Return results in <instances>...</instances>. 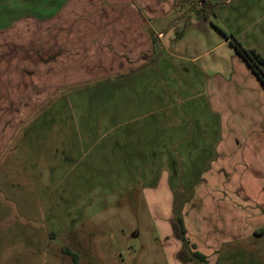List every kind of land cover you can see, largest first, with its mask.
I'll return each mask as SVG.
<instances>
[{"label": "rangeland", "instance_id": "1", "mask_svg": "<svg viewBox=\"0 0 264 264\" xmlns=\"http://www.w3.org/2000/svg\"><path fill=\"white\" fill-rule=\"evenodd\" d=\"M187 1L129 74L32 90L0 51V264H264V85L234 45L264 58V0Z\"/></svg>", "mask_w": 264, "mask_h": 264}, {"label": "crops", "instance_id": "2", "mask_svg": "<svg viewBox=\"0 0 264 264\" xmlns=\"http://www.w3.org/2000/svg\"><path fill=\"white\" fill-rule=\"evenodd\" d=\"M187 2L0 0V51L9 44L13 62L27 70L15 75L26 73L32 90L42 84L55 92L100 76L129 74L146 65L153 39L165 38L163 21ZM35 102L26 107L43 106Z\"/></svg>", "mask_w": 264, "mask_h": 264}, {"label": "trees", "instance_id": "3", "mask_svg": "<svg viewBox=\"0 0 264 264\" xmlns=\"http://www.w3.org/2000/svg\"><path fill=\"white\" fill-rule=\"evenodd\" d=\"M234 45H235V48L238 54L242 56L246 64L250 67L253 73L258 77L260 82L264 85V58L263 56L254 49L245 48L239 41H235ZM179 223H180L181 230L185 233L183 220L181 218L179 219ZM66 252L67 254L72 256V259H73L72 264H79L78 263L79 257L77 254H75L74 252L68 249H66ZM194 256L196 258L204 260V256L200 254L199 252H195Z\"/></svg>", "mask_w": 264, "mask_h": 264}]
</instances>
